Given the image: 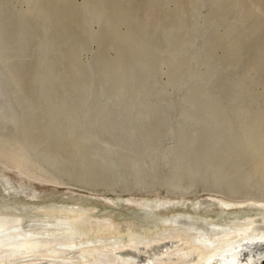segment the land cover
<instances>
[{"label": "bare ground", "instance_id": "1", "mask_svg": "<svg viewBox=\"0 0 264 264\" xmlns=\"http://www.w3.org/2000/svg\"><path fill=\"white\" fill-rule=\"evenodd\" d=\"M8 55L0 44V264H264V111L222 121L210 89L184 82L158 119L114 85L119 101L77 121L71 99L27 94Z\"/></svg>", "mask_w": 264, "mask_h": 264}, {"label": "rangeland", "instance_id": "2", "mask_svg": "<svg viewBox=\"0 0 264 264\" xmlns=\"http://www.w3.org/2000/svg\"><path fill=\"white\" fill-rule=\"evenodd\" d=\"M263 37L264 0H0V44L27 94L44 86L71 99L63 109L77 121L94 116L90 101H119L117 86L136 112L148 104L162 118L167 85L186 82L182 94L210 89L222 121L244 125L249 111H264ZM102 81L108 89L95 84ZM153 121L162 129L164 120Z\"/></svg>", "mask_w": 264, "mask_h": 264}, {"label": "water", "instance_id": "3", "mask_svg": "<svg viewBox=\"0 0 264 264\" xmlns=\"http://www.w3.org/2000/svg\"><path fill=\"white\" fill-rule=\"evenodd\" d=\"M0 185H1V187H7L8 189H9V184L7 183V181H5V180H1V182H0ZM9 191H12V189H9ZM17 208H15V207H12V208H6L5 210H4V212H8V213H15V212H17Z\"/></svg>", "mask_w": 264, "mask_h": 264}]
</instances>
